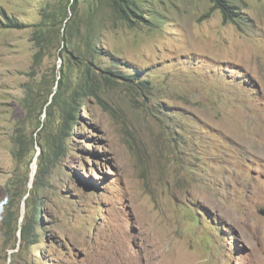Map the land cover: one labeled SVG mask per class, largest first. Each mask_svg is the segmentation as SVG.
<instances>
[{"label": "rangeland", "instance_id": "1", "mask_svg": "<svg viewBox=\"0 0 264 264\" xmlns=\"http://www.w3.org/2000/svg\"><path fill=\"white\" fill-rule=\"evenodd\" d=\"M95 1H79L72 35L83 56L82 35L97 39L98 97L80 98L38 189V118L27 121L23 99L27 87L55 91L64 43L34 65L33 28L0 19V264H264V0H221L225 11L218 0H134L146 22L130 24ZM71 2L0 0V16L33 25L41 9L67 8L69 20ZM69 79L67 95L74 68ZM20 126L33 144L16 159ZM10 193L18 226L43 202L28 242L3 226Z\"/></svg>", "mask_w": 264, "mask_h": 264}, {"label": "trees", "instance_id": "2", "mask_svg": "<svg viewBox=\"0 0 264 264\" xmlns=\"http://www.w3.org/2000/svg\"><path fill=\"white\" fill-rule=\"evenodd\" d=\"M79 1L82 0H72L69 10L75 14V16L69 20L67 19V8L58 14H56L54 10L49 11L41 9L40 22L33 25L22 24L18 20L10 18L3 13L2 16H0V19L3 20L4 28L11 30H23L28 27L33 28L31 42L34 47V54L32 57L34 65L40 64L54 49L60 47L61 42L64 43L62 51L63 63L59 69L60 78L56 83L55 91L52 92L50 90L44 99H40V97L35 98V88L27 87L23 99L27 121H29L33 112L37 113L36 116L38 118L37 127L39 131L37 133V144L40 148V152L37 156V170L34 175L32 189H38L44 186L45 179L48 176V170L51 169L56 160L64 155L66 151V140L72 135V129L76 127L77 121L79 120L78 111L80 98L84 94L98 97L99 82L95 79L92 70L95 53L91 51V47L88 45V37H92L93 35L94 42L97 41V39L94 37L92 31H86V33L82 35V40L87 45L85 56H83L79 49V45L74 43V37L72 35V28L76 24V19L80 17L77 15ZM98 1L102 3L105 8L107 7L108 12L115 21L125 24L133 23L134 21H132V19L139 20L140 23L146 22L143 16L138 14L140 11L134 0ZM67 2L70 3V0H67ZM94 2L96 3L97 1L94 0ZM216 2L223 8V11H225L226 6L222 4V1L218 0ZM65 20L67 21L64 34L60 37L61 25ZM56 22L59 23V26L56 25ZM135 24H139V22ZM96 50L97 46H95V51ZM72 68L76 70L78 80L73 86V90L67 95L66 92L70 82L69 73ZM101 73L110 74V71H101ZM103 78L104 80L109 79L107 76H103ZM41 85L44 84H40V86ZM42 114L44 117L43 120L40 121L39 117H41ZM56 114L58 121L55 119ZM32 136L33 134H31L30 137H26L21 126L16 129L14 139V144L17 147L15 153L16 159L21 158L25 148L33 144ZM24 201L27 202L28 199ZM17 205L18 200L10 193L2 223L4 228L11 231L12 235L15 236L19 233L20 240L28 242L30 239L37 236V228L40 221V207H43V202L40 199L33 201L31 213L26 212L24 214L20 226H18L20 215L17 214Z\"/></svg>", "mask_w": 264, "mask_h": 264}, {"label": "water", "instance_id": "3", "mask_svg": "<svg viewBox=\"0 0 264 264\" xmlns=\"http://www.w3.org/2000/svg\"><path fill=\"white\" fill-rule=\"evenodd\" d=\"M38 155H39V154H37L36 157H37ZM35 162H36V159L34 158L32 164L35 163ZM36 168H37V166H36V163H35L34 170H32V168H31L30 181H33L34 175H35V173H36Z\"/></svg>", "mask_w": 264, "mask_h": 264}, {"label": "bare ground", "instance_id": "4", "mask_svg": "<svg viewBox=\"0 0 264 264\" xmlns=\"http://www.w3.org/2000/svg\"><path fill=\"white\" fill-rule=\"evenodd\" d=\"M34 167H35V163H33L31 166L32 170H34Z\"/></svg>", "mask_w": 264, "mask_h": 264}]
</instances>
